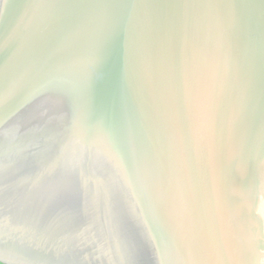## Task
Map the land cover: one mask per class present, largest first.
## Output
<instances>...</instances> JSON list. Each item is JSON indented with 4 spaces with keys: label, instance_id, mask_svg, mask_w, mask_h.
Segmentation results:
<instances>
[{
    "label": "water",
    "instance_id": "obj_1",
    "mask_svg": "<svg viewBox=\"0 0 264 264\" xmlns=\"http://www.w3.org/2000/svg\"><path fill=\"white\" fill-rule=\"evenodd\" d=\"M1 264H264V0H0Z\"/></svg>",
    "mask_w": 264,
    "mask_h": 264
},
{
    "label": "trees",
    "instance_id": "obj_2",
    "mask_svg": "<svg viewBox=\"0 0 264 264\" xmlns=\"http://www.w3.org/2000/svg\"><path fill=\"white\" fill-rule=\"evenodd\" d=\"M1 264V263H0Z\"/></svg>",
    "mask_w": 264,
    "mask_h": 264
}]
</instances>
